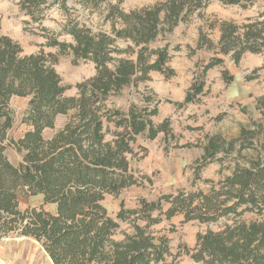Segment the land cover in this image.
Here are the masks:
<instances>
[{"label": "trees", "instance_id": "1", "mask_svg": "<svg viewBox=\"0 0 264 264\" xmlns=\"http://www.w3.org/2000/svg\"><path fill=\"white\" fill-rule=\"evenodd\" d=\"M108 1L80 0L91 9ZM256 1L220 0L224 5L242 8ZM209 2L161 0L128 12L109 5L106 18L112 25L110 33L94 32L68 18L62 32L71 36V42L46 37L45 44L56 47L58 54L39 51L22 55L19 43L0 35V237L17 233L36 239L53 264H164L171 254L168 240L148 228L158 224L162 216L170 219L181 214L183 222L223 221L217 230L196 235L195 246L185 250L193 261L264 264V163L253 158L241 163L237 155H231L233 143L220 135L207 137L194 178L215 160L221 165L219 173L225 162L229 172L216 182L205 180L210 184L206 191L178 189L155 200L141 198L135 209L125 208L120 202L114 217L102 205L107 194L118 195L127 187L141 184L132 166L147 151L137 145L139 136L150 140L159 133L165 138L173 136L168 118L158 124L153 121L158 108L157 102L151 105L150 96L142 99V105L130 104L126 109L107 107V99L125 87L149 80L151 71L172 76L168 44L154 43L179 23L200 15ZM54 4L67 12L65 0H18L20 10L32 22H38L37 28L43 32L46 28L41 23ZM215 28L219 32L216 42L200 29L195 47H188L189 54L207 50L212 55L196 64L183 101L176 103L178 107L199 100L205 93L207 72L222 66L224 56L237 64L245 53L264 55V10L242 24L222 21L209 25L210 30ZM119 42L125 44L120 46ZM66 53L72 55L74 64L90 61L95 67L92 77L76 85L78 95L72 97L64 96L68 86L61 83L54 69L59 54ZM260 68L264 69V63ZM221 77L226 83L233 80L224 68ZM13 96L28 97L23 122L30 127L15 143L23 152L17 165L4 152L13 122L9 107ZM70 110L73 114L62 128L44 138L43 130L53 128L56 117ZM255 124L241 128L246 142L257 135L251 130ZM218 153L222 155L218 157ZM38 194L44 204L56 205L55 212L43 207L19 209L20 195ZM245 213L258 218L245 220ZM124 221L131 224V232L114 239L119 223Z\"/></svg>", "mask_w": 264, "mask_h": 264}, {"label": "rangeland", "instance_id": "2", "mask_svg": "<svg viewBox=\"0 0 264 264\" xmlns=\"http://www.w3.org/2000/svg\"><path fill=\"white\" fill-rule=\"evenodd\" d=\"M158 1L161 0H109L101 3L97 9H91L84 7L80 0H65L67 12L60 9L58 4L46 11L47 17L41 23V26L46 28L43 32L37 28L38 22H32L30 17L20 10L18 0H0V35L8 36L19 43L22 55L39 51L58 54L56 47L45 44L46 37L55 36L60 41L71 42V36L62 32L68 18L79 21L94 32L110 33L112 25L106 18L109 5H118L120 9L128 12L151 6ZM263 10L264 0H257L248 8L210 0L200 15L194 14L189 21L179 23L171 32L160 35L154 43L155 46L168 44L171 54L168 66L174 71L172 76L167 77L160 72L151 71L149 80L137 86L125 87L119 94L107 99V107L126 109L130 104L142 105V99L150 96L151 105L157 102L158 108L153 121L158 124L168 118L173 133V136L167 138L163 133H159L151 140L144 136L138 137L137 145L146 147L147 150L144 157L132 163L141 184L127 187L118 195L107 194L102 205L109 215L115 216L120 202H123L125 208L135 209L139 206L141 198L155 200L163 193L175 192L178 189L206 191L210 184L205 180L216 182L221 176L228 174L229 171L225 168L227 162L219 173L221 165L215 160L205 165L199 171L198 178H194V169L200 163L196 161L202 158V146L209 136L220 135L226 142H232L231 155H237L241 163L252 158L260 159L264 163V69L260 68L264 63L263 54L245 53L237 64L229 56H224L222 66H216L207 72L205 93L199 100L182 107L176 105L184 99L196 64L206 61L212 55V51L207 50L189 54L188 47H195L199 30L202 29L216 42L219 32L217 28L209 29L211 23L218 25L222 21H233L242 24L247 18L254 17ZM119 44L123 46L125 43ZM223 68L233 75V80L229 83L224 82L221 77ZM54 69L59 74L61 83L68 86L64 92L65 97L77 96L76 85L95 73L92 62L79 61L74 64L70 53L59 54ZM27 101L28 97L19 96H13L9 101L13 122L7 131L4 152L14 165H17L23 156V152L15 143L30 128L23 122ZM72 114L73 110H70L67 114L58 115L53 128L43 130L44 138L52 137ZM252 122L257 123L251 127L257 135L250 142H246L240 131L242 127H249ZM221 155L222 153H218V157ZM42 204L40 194L18 197V207L22 211L42 207ZM166 207L167 205L163 206L164 209ZM44 208L49 212L54 211L51 204H45ZM243 218L251 220L258 216L245 213ZM222 224L223 221L209 224L183 222V216L179 214L170 219L162 216L158 224L148 229L154 235L164 236L168 240L171 254L166 257L164 264H201L193 261L185 250L195 246L198 233L208 229L217 230ZM131 230L129 222H120L113 237L120 240ZM42 257L45 258L43 253Z\"/></svg>", "mask_w": 264, "mask_h": 264}, {"label": "crops", "instance_id": "3", "mask_svg": "<svg viewBox=\"0 0 264 264\" xmlns=\"http://www.w3.org/2000/svg\"><path fill=\"white\" fill-rule=\"evenodd\" d=\"M47 204H51L54 207L53 212H55L56 205L52 203ZM44 205L43 203V208ZM42 253L45 255L46 259L42 257ZM0 264L53 263L41 243L36 239L17 233H10L7 236L0 237Z\"/></svg>", "mask_w": 264, "mask_h": 264}]
</instances>
